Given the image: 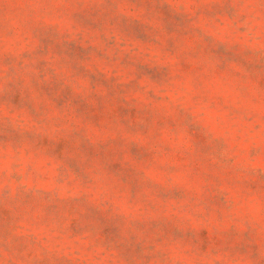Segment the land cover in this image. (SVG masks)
Returning <instances> with one entry per match:
<instances>
[{"label":"rangeland","instance_id":"1","mask_svg":"<svg viewBox=\"0 0 264 264\" xmlns=\"http://www.w3.org/2000/svg\"><path fill=\"white\" fill-rule=\"evenodd\" d=\"M0 264H264V0H0Z\"/></svg>","mask_w":264,"mask_h":264}]
</instances>
